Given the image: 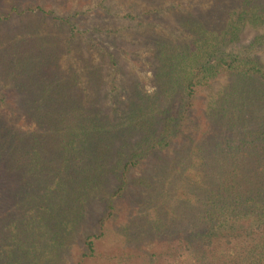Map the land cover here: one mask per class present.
<instances>
[{
	"label": "trees",
	"instance_id": "1",
	"mask_svg": "<svg viewBox=\"0 0 264 264\" xmlns=\"http://www.w3.org/2000/svg\"><path fill=\"white\" fill-rule=\"evenodd\" d=\"M152 1L169 21L147 41L150 93L117 76L113 51L58 63L83 34L78 12H1L39 17L34 33L0 38V264H56L93 205L81 259H94L128 197L120 263L148 236L160 243L146 264H264V0Z\"/></svg>",
	"mask_w": 264,
	"mask_h": 264
},
{
	"label": "rangeland",
	"instance_id": "2",
	"mask_svg": "<svg viewBox=\"0 0 264 264\" xmlns=\"http://www.w3.org/2000/svg\"><path fill=\"white\" fill-rule=\"evenodd\" d=\"M17 1L22 5L32 3L33 6L31 8L34 7L35 2L40 3L45 10L54 8L61 15H69L71 12L81 14L75 22L79 31L83 34L81 36L76 35L79 41L73 42L74 44H72L69 56L65 50L61 52L60 58L58 57V63H72L73 58L76 59L75 63H100L101 60L107 61V57L103 55V49L108 52L113 51L117 55V62L121 64V75L118 74L117 76L121 77L124 74L126 80L137 77L145 84V91L148 93L152 92L153 86H151V80L153 76L150 71L153 63H151V58L148 56L151 48L147 41L153 32L160 31V28L163 25L165 26L166 21H169V18L166 19V16L152 12V3L154 1L106 0L95 11L94 0H0V14L1 12H5L7 5L13 2L16 3ZM177 1L184 3L185 0ZM56 16L57 19H61L60 15ZM38 17V15L28 12L0 23V38L13 32L34 33V20ZM44 21L48 33L56 36L58 43H61L67 50L65 47L64 30H61V34H57L52 29L55 25L60 24L61 20L51 19L50 16L44 19ZM14 24L16 27L13 28ZM65 35H67L66 31ZM244 41L245 38L242 37L241 42ZM91 45L93 47L90 49ZM87 50L89 51V55L86 54ZM59 51H61L60 47ZM81 52L85 53L83 62H80L77 58ZM152 60L154 62V59ZM27 63L36 62L32 59ZM134 198H138V196L136 195ZM130 199L131 197H128V199L121 201V211L116 215V219L106 225L105 235L100 240H96V256L94 259H81V253L83 252L81 242L84 234L95 227L94 220L100 211L99 206L95 205L92 207V214L86 216L84 219L83 227L78 229L74 237L68 240L67 245L69 249L67 248L68 250L61 256L62 259L58 260L56 264H123L116 261L117 259L115 258L112 259V257H117L121 254L120 243L114 236V230L122 223L126 214L130 210L133 212L135 209L134 202H130ZM148 238L151 237L145 236L142 242L130 244L129 247L131 249L127 247L126 251L130 253L129 255L132 258L126 264H146L148 258L143 257L144 250L146 253L154 249L156 250L158 249L157 245L160 243L155 239ZM45 262H51V259L45 258ZM41 263L42 260L36 256L35 264Z\"/></svg>",
	"mask_w": 264,
	"mask_h": 264
}]
</instances>
